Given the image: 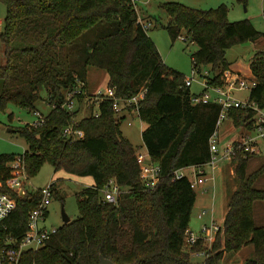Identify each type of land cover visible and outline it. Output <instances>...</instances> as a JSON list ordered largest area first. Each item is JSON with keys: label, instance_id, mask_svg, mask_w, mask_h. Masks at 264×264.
<instances>
[{"label": "trees", "instance_id": "trees-1", "mask_svg": "<svg viewBox=\"0 0 264 264\" xmlns=\"http://www.w3.org/2000/svg\"><path fill=\"white\" fill-rule=\"evenodd\" d=\"M0 1L5 4L0 30V110L10 105L37 109L41 91L50 105L42 124L13 128L28 144L23 152L26 174L36 173L48 162L55 172L93 179L92 185L76 192L78 217L57 227L43 246L25 250L20 264H99L100 255L113 264H198L191 261L190 251L200 249L201 241L190 248L184 244L195 188L188 177L173 176L179 168L208 160L209 137L220 105L191 102L194 93L185 83L186 76L164 63L132 0ZM159 6L168 14L165 26L171 37L185 34L184 39L197 44L191 53L192 66L209 65L207 81L213 85L223 84L229 47L263 36L249 19L228 20L225 4L200 9L165 1ZM89 66L107 72V85L114 87L117 97H131L146 88L137 106L126 109L138 112L145 123L143 146L160 166L153 187L140 178L137 147L123 135L122 116L110 100L98 104V115L92 110L81 118H77L81 94L73 111L61 107L66 92L78 81L86 89ZM249 68L256 80L249 99L264 108V49L252 56ZM255 114L251 107L228 110L238 129L252 128ZM73 119L75 127L84 131L81 138L62 133ZM18 154L0 153L2 192H10L5 179L20 174L9 165ZM255 157L239 153L230 162L235 188L204 264H218L225 254L246 245H252L253 252L244 264H264V223L255 221L256 203H264V186L259 185L264 161L248 171ZM111 178L120 187L116 202L104 200L101 193ZM11 193L16 205L0 222V244L24 235L28 212L41 196L39 189L25 195Z\"/></svg>", "mask_w": 264, "mask_h": 264}, {"label": "rangeland", "instance_id": "rangeland-1", "mask_svg": "<svg viewBox=\"0 0 264 264\" xmlns=\"http://www.w3.org/2000/svg\"><path fill=\"white\" fill-rule=\"evenodd\" d=\"M137 14L143 22L147 23V34L153 40L157 46L160 55L164 63L180 71L186 77L191 76L192 60L191 53L196 51L197 44L190 42L188 39H184L183 36L172 38L168 33L165 24L168 21V14L159 5L165 1H176L184 5L200 8L211 9L216 8L220 4H225L227 7V18L230 21L249 19L253 26L260 31L263 36L257 41H246L242 43L234 44L226 50L225 57L231 66L238 68L241 72L249 71V64L252 56L264 49V0H133ZM5 15V4L0 1V30L3 28V18ZM149 15L153 17L149 19ZM209 65H200V71L197 73L200 77V73L204 70H209ZM108 74L105 70L89 66L86 76V84H88L87 94H92L97 90L104 91L107 87ZM190 91L194 94H198L202 91L200 79L192 81L190 84ZM249 90H234L233 94L241 99L249 96ZM36 108L41 113L46 114L50 105L46 101V93L41 91V99L36 102ZM97 104H93L89 100L82 98L79 103V111L77 118H81L89 114L92 110L96 111ZM122 120L120 128L123 135L137 147L136 150H145L142 142L141 132L145 127V123L141 120L136 111L122 110L120 112ZM11 116V119L9 118ZM35 119L32 111H28L24 108L10 105L5 110H0V153L14 152L23 153L27 150L28 144L22 135L17 131H10L8 128H14L22 126L26 122L33 121ZM230 133V137L240 129L232 126L230 119L225 118L222 125L219 128L221 137L223 133ZM264 154L257 155L252 159L248 166V171L255 169L263 160ZM223 165V166H222ZM185 173L188 177H192L191 169L186 168ZM206 171L210 173L211 169L206 168ZM214 184L212 180H207L203 185L195 187L196 203L192 208L188 229L193 231L196 235H202L200 232L201 224L208 222L209 213H207L203 219L197 217V213L200 208L206 207L214 209V219L221 224L226 210V205L229 196L232 192V188L235 186L233 175V164L228 162L222 163L214 170ZM26 183V189L30 192L39 188H42L49 184L51 181H55L53 185L54 190L50 199V203L47 207V214L45 225L47 227H59L63 224L62 211L69 217V220L75 219L79 215L77 207L76 192L81 190L86 184L92 182L91 176H78L69 174L63 170L54 171L53 166L44 162L38 171L32 175H26L24 178ZM260 186H264V177L260 181ZM204 187L206 190H204ZM255 221L257 224L264 223V203H256ZM185 244V243H184ZM186 247V246H185ZM188 247V246H187ZM185 249H188V248ZM207 245H202V248H206ZM253 252L252 245H246L240 250L234 253L225 254L218 264H244V260L251 256ZM190 259L194 263L202 264L204 261L203 256H195L190 251Z\"/></svg>", "mask_w": 264, "mask_h": 264}, {"label": "built area", "instance_id": "built-area-1", "mask_svg": "<svg viewBox=\"0 0 264 264\" xmlns=\"http://www.w3.org/2000/svg\"><path fill=\"white\" fill-rule=\"evenodd\" d=\"M134 3V1L132 0ZM135 5V4H134ZM139 20L141 21L139 15ZM143 27L147 28V23L142 22ZM200 71V67L193 66L191 76L186 77L185 83L189 85L194 80L200 79L202 91L198 94H192L191 102L207 103L216 102L220 105V111L215 122V129L209 137V158L205 163L199 165H190L179 168L174 171L175 178L186 176L185 169H191L192 177H188L192 188L203 185L205 181L212 180L214 184V170L216 167L224 162H231L233 157L237 154H252L260 155L264 154V108H260L254 101H250L249 96L241 99L236 97L234 90H251L256 84V80L252 75L242 74L230 68L223 70L221 78L223 80L222 85L210 84L207 80L211 76L209 70H204L198 77L197 73ZM85 83L78 81V85L72 90H69L65 94L64 101L61 104L62 108L68 111H73L78 107V95L81 94L82 98L98 104L102 100H110L114 111L120 113L122 110H127V107L137 106L138 102L143 98L145 94V87H141L137 93L127 98H120L115 96L114 87L107 86L104 91L97 90L92 94H87L84 88ZM233 107H251L256 111L254 117V123L252 128H242L230 139L223 138L220 135L219 128L225 118H229L228 110ZM98 108L96 111H92L93 114L98 115ZM35 119L30 122H26L29 127L38 126L45 121V116L38 109L32 110ZM230 119V118H229ZM75 120L66 124L62 133L66 137L72 139H78L84 136V131L75 127ZM136 159L140 164V178L145 186L153 187L159 180L160 166L158 163L153 162L147 150L138 149L135 152ZM10 167L19 169L20 174L12 175L5 179V185L10 192L0 191V222L15 208L16 200L11 192L18 193V195H25L29 192L26 189L25 163L23 153L18 154L15 159L10 162ZM211 169L210 173L206 171V168ZM205 190V189H204ZM40 199L36 205L28 212V227L24 235L20 239L6 238L2 244H0V264H20L22 253L27 249H37L44 245L46 240L53 234L57 227H47L44 224L47 207L50 203V199L53 193L52 181L46 186L39 188ZM120 192V187L117 185L114 179H109L107 184L101 189L102 197L109 202H116L117 195ZM209 213L208 222L201 224L200 232L202 235H196L193 231H185L184 241L190 248L196 242L201 241L202 245H207L206 248H200L192 251V254L197 256H203L204 258L209 256L208 250L211 248L216 234L220 228V224L214 219V209L211 207L207 209L203 207L197 214L199 219H203L204 216ZM205 260V259H204ZM204 264V261L203 263Z\"/></svg>", "mask_w": 264, "mask_h": 264}, {"label": "crops", "instance_id": "crops-1", "mask_svg": "<svg viewBox=\"0 0 264 264\" xmlns=\"http://www.w3.org/2000/svg\"><path fill=\"white\" fill-rule=\"evenodd\" d=\"M149 16H152V15H149ZM228 68H230V69H232V70H235V71H237V72H239V73H242V74H248V75H252V73H251V71H250V68H249V71L248 72H241L238 68H236V67H233V66H231L230 64H229V67ZM209 72H210V70H209ZM107 82H108V80H107ZM108 86V85H107ZM86 90H88V84H86ZM126 111H128V110H126ZM230 122H231V124H232V126L234 127V129L236 128L235 126H234V124H233V122H232V120L230 119ZM220 132V131H219ZM233 132V130L232 131H230V132H228V134H226V133H223L222 135L224 136V139L225 138H227V137H229V135H230V133H232ZM235 134H233L232 135V137L234 136ZM231 138V137H230ZM229 138V139H230ZM146 149V148H145ZM256 158V157H255ZM254 159V158H253ZM227 164H228V162H227ZM223 166V165H222ZM54 181V180H53ZM93 184V179H92V182L90 183V184H86V186H89V185H92ZM235 188V186L232 188V189H234ZM204 189L206 190V188L204 187ZM196 197H197V195H196ZM195 203H196V201H195ZM195 203H194V205H195ZM194 207V206H193ZM201 208H203V206L201 207ZM200 208V209H201ZM200 211V210H199ZM198 211V212H199ZM198 214V213H197ZM45 220H46V218H45ZM44 224H45V221H44Z\"/></svg>", "mask_w": 264, "mask_h": 264}, {"label": "water", "instance_id": "water-1", "mask_svg": "<svg viewBox=\"0 0 264 264\" xmlns=\"http://www.w3.org/2000/svg\"><path fill=\"white\" fill-rule=\"evenodd\" d=\"M8 130L14 131L13 128H8ZM62 219H63V222L64 223L69 222V217L65 214L64 211H62ZM99 264H113V262L110 259L105 258L102 255H100V257H99Z\"/></svg>", "mask_w": 264, "mask_h": 264}]
</instances>
